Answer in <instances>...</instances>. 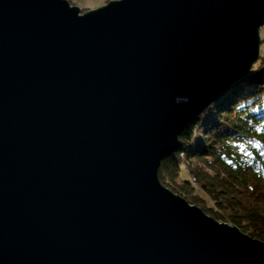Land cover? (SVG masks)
Returning a JSON list of instances; mask_svg holds the SVG:
<instances>
[{"label": "water", "instance_id": "water-1", "mask_svg": "<svg viewBox=\"0 0 264 264\" xmlns=\"http://www.w3.org/2000/svg\"><path fill=\"white\" fill-rule=\"evenodd\" d=\"M263 27L264 0H0V264H264L159 180Z\"/></svg>", "mask_w": 264, "mask_h": 264}, {"label": "trees", "instance_id": "trees-1", "mask_svg": "<svg viewBox=\"0 0 264 264\" xmlns=\"http://www.w3.org/2000/svg\"><path fill=\"white\" fill-rule=\"evenodd\" d=\"M159 180L215 220L264 242V67L189 124L162 161Z\"/></svg>", "mask_w": 264, "mask_h": 264}, {"label": "rangeland", "instance_id": "rangeland-1", "mask_svg": "<svg viewBox=\"0 0 264 264\" xmlns=\"http://www.w3.org/2000/svg\"><path fill=\"white\" fill-rule=\"evenodd\" d=\"M68 1L70 4H72L73 6L78 7L81 10V13L84 14L88 11L91 10H96L99 9L105 5H107L108 3H110V1L113 0H66ZM118 1V0H115ZM261 33V39H262V43H261V48H260V59L259 61L253 66L252 70H256L259 67H264V27L261 29L260 31ZM189 126V125H188ZM180 140V139H179ZM187 175H185L186 177ZM162 184V183H161ZM163 185V184H162ZM164 186V185H163ZM166 187V186H164ZM167 188V187H166ZM168 190H170L169 188H167ZM171 191V190H170ZM174 193V192H173ZM175 195H177L176 193H174ZM180 196V195H177ZM181 197V196H180ZM183 198V197H182ZM184 199V198H183ZM186 200V199H185ZM187 201V200H186ZM188 202V201H187ZM189 203V202H188ZM190 204V203H189ZM191 205V204H190ZM193 206V205H192ZM195 206V205H194ZM197 207V206H196ZM199 208V207H198ZM201 209V208H200ZM202 210V209H201ZM203 211V210H202ZM204 212V211H203ZM205 214H207L208 216H210L208 213L204 212ZM211 217V216H210ZM214 219V218H213ZM218 221V220H216ZM220 222V221H218ZM223 223V222H220ZM234 226V225H233ZM248 236V235H247Z\"/></svg>", "mask_w": 264, "mask_h": 264}, {"label": "bare ground", "instance_id": "bare-ground-1", "mask_svg": "<svg viewBox=\"0 0 264 264\" xmlns=\"http://www.w3.org/2000/svg\"><path fill=\"white\" fill-rule=\"evenodd\" d=\"M72 7H73V5L72 4H70ZM216 100V99H215Z\"/></svg>", "mask_w": 264, "mask_h": 264}]
</instances>
